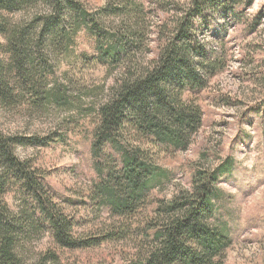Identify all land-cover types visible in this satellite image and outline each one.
Here are the masks:
<instances>
[{"label": "trees", "instance_id": "trees-1", "mask_svg": "<svg viewBox=\"0 0 264 264\" xmlns=\"http://www.w3.org/2000/svg\"><path fill=\"white\" fill-rule=\"evenodd\" d=\"M242 4L188 1L175 12L170 27L159 26L164 42L149 58V10L137 0H106L97 12L81 0H0V34L5 38L0 42V100L35 106L59 101L60 94L48 88V75L55 70L53 54L59 47L68 50L80 29L95 33L101 59L122 68L110 97L97 108L99 123L91 147L100 177L96 197L118 215L132 214L147 203L151 191L172 179V172L142 149L140 139L188 148L203 124L198 94L225 69L228 56L225 34H218V50L199 34L218 16L237 20ZM16 12L23 17L15 19ZM252 24L249 29L254 31ZM24 143V138L0 130V264H20L21 241L48 227L63 247L84 244L74 234L76 218L58 201L47 175L17 154V146ZM107 146L115 156L108 161ZM237 166L230 157L212 171L198 169L188 189L159 200L157 224L149 227L154 230L151 247L131 264H224L235 225L218 218L220 182L234 177ZM15 187L25 196L19 211L6 199Z\"/></svg>", "mask_w": 264, "mask_h": 264}, {"label": "rangeland", "instance_id": "rangeland-1", "mask_svg": "<svg viewBox=\"0 0 264 264\" xmlns=\"http://www.w3.org/2000/svg\"><path fill=\"white\" fill-rule=\"evenodd\" d=\"M81 1L95 12L106 3ZM137 1L149 10L145 21L150 31L146 42L150 58L164 42L159 26L170 27L177 18L175 12L190 0ZM243 2L237 20L216 16L212 27L199 34L214 50L221 47L218 34H225L228 56L225 69L198 94L203 124L188 148L174 149L150 137L140 139L142 149L172 172V179L151 191L147 203L132 214L118 215L96 197L100 177L91 147L99 123L97 108L110 97L122 68L101 59L95 33L82 28L68 50L59 47L53 54L55 70L48 75V88L60 94L59 101L35 106L0 100V130L24 138L17 154L44 171L58 201L76 218L74 234L84 243L63 247L48 227L21 241L20 264L137 261L153 242L154 230L149 227L157 224L159 200L172 199L188 189L196 170L212 171L230 157L238 166L234 177L221 179L223 201L218 218L230 219L235 230L224 264H264V0ZM22 17L21 12L14 15L15 19ZM252 22L254 31L249 29ZM104 154L107 161L115 157L110 146ZM24 197L16 187L6 194L14 211L22 208Z\"/></svg>", "mask_w": 264, "mask_h": 264}]
</instances>
